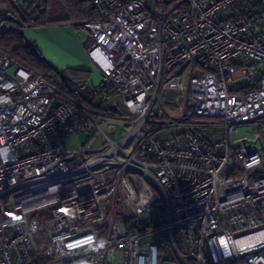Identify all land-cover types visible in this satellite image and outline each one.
I'll return each mask as SVG.
<instances>
[{
    "label": "built area",
    "instance_id": "2783aa9c",
    "mask_svg": "<svg viewBox=\"0 0 264 264\" xmlns=\"http://www.w3.org/2000/svg\"><path fill=\"white\" fill-rule=\"evenodd\" d=\"M81 1L100 115L0 54V264H264V0Z\"/></svg>",
    "mask_w": 264,
    "mask_h": 264
},
{
    "label": "trees",
    "instance_id": "16d2710c",
    "mask_svg": "<svg viewBox=\"0 0 264 264\" xmlns=\"http://www.w3.org/2000/svg\"><path fill=\"white\" fill-rule=\"evenodd\" d=\"M66 10L49 0H0V54L7 57L21 72L44 79L61 103L74 104L83 112L100 115L95 99L76 93L77 85L88 80L90 71L77 68L58 69L48 62L37 47L26 40L24 29L48 24L72 23L76 29L85 21L101 20L104 12L90 1L64 0ZM59 12V13H58ZM258 17L261 12L258 11ZM110 115H113L110 113Z\"/></svg>",
    "mask_w": 264,
    "mask_h": 264
},
{
    "label": "crops",
    "instance_id": "0c3cea01",
    "mask_svg": "<svg viewBox=\"0 0 264 264\" xmlns=\"http://www.w3.org/2000/svg\"><path fill=\"white\" fill-rule=\"evenodd\" d=\"M2 6H0V9ZM69 24V23H64ZM72 24V23H71ZM61 24H48L28 27L23 33L30 43L32 34L36 32L38 43L35 44L43 57L58 69L77 68L90 71L89 81L96 82L100 78L99 71L91 64L87 50V43H80L76 36L65 31ZM74 27V25L72 24ZM74 29H76L74 27ZM41 36V37H40ZM40 38V39H39ZM90 38V37H89ZM33 44V43H32Z\"/></svg>",
    "mask_w": 264,
    "mask_h": 264
},
{
    "label": "rangeland",
    "instance_id": "374dc122",
    "mask_svg": "<svg viewBox=\"0 0 264 264\" xmlns=\"http://www.w3.org/2000/svg\"><path fill=\"white\" fill-rule=\"evenodd\" d=\"M49 1H50V3L57 5L59 8L58 10L62 14H63L62 11L66 10V4H65L64 0H49ZM2 8H5V7H2ZM61 25H63L62 26L63 29L65 31H67L69 34L76 36L77 40L80 41V43H82V44L87 43L88 46L91 43H93V39L91 38L90 34L85 29H83L82 27H80L78 29H74V27L72 26L71 23L61 24ZM38 35L36 34V32H34L32 34L33 37L31 39V42L34 45L36 43H38V41H37ZM15 73H19V69L15 65H12L7 69V74L14 75ZM186 80H187V75L183 74L182 81L185 83ZM243 84H244L243 80H236L235 81V85L237 88L243 86ZM166 98L169 99L168 97H166ZM164 109H165L166 115L169 117H175L178 114L177 110L173 109L168 104H166L164 106ZM255 132H256V128H254L253 126L241 125L238 127V130H237L236 134L234 135V137L236 138V137L247 135V134H253ZM85 141H86V135L84 133H78V134H74L72 136L67 137L64 141V144L68 150H72V149H78L81 146H84V148H85ZM92 143H93V141H92ZM154 219H155V221L157 220V217L155 215H154Z\"/></svg>",
    "mask_w": 264,
    "mask_h": 264
},
{
    "label": "water",
    "instance_id": "95a60500",
    "mask_svg": "<svg viewBox=\"0 0 264 264\" xmlns=\"http://www.w3.org/2000/svg\"><path fill=\"white\" fill-rule=\"evenodd\" d=\"M111 108H114V106H111Z\"/></svg>",
    "mask_w": 264,
    "mask_h": 264
}]
</instances>
